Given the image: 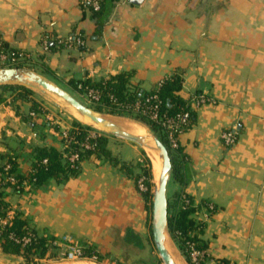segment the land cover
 <instances>
[{
    "label": "crops",
    "instance_id": "crops-1",
    "mask_svg": "<svg viewBox=\"0 0 264 264\" xmlns=\"http://www.w3.org/2000/svg\"><path fill=\"white\" fill-rule=\"evenodd\" d=\"M73 34L84 36L85 50L64 44ZM44 37L54 49L44 51ZM0 41L29 55L30 64L57 73L69 91L68 79L122 73L131 76L133 86L150 91L180 73L181 97L199 94L208 102L192 107L195 122L181 137L182 178L171 196L188 195L199 207L214 205L201 235L208 264H264V0H142L139 5L129 0L109 4L97 18L78 0H0ZM34 92L45 113L32 117L33 123L17 114L13 96L0 104V153H13L21 174L30 171L32 145L62 152L61 133L76 120ZM17 105L22 115H31L29 103ZM233 128L239 139L228 149L222 134ZM108 141L119 162H142L138 144L118 137ZM81 167L77 177L51 178L21 196L0 191L12 212L23 213L43 237L61 242L71 237L122 264H159L151 212L135 179L96 157ZM205 212L202 207L197 218L203 220ZM0 264L25 262L0 246Z\"/></svg>",
    "mask_w": 264,
    "mask_h": 264
},
{
    "label": "trees",
    "instance_id": "trees-1",
    "mask_svg": "<svg viewBox=\"0 0 264 264\" xmlns=\"http://www.w3.org/2000/svg\"><path fill=\"white\" fill-rule=\"evenodd\" d=\"M117 1L118 0H101L102 9L100 11H87L91 13L94 18H97L109 4H116ZM0 42L7 53H15L16 55L19 53V51L11 49L6 43ZM54 48L55 46L50 44V50ZM85 48L86 47L81 48L80 50H85ZM26 64H28L26 61H20L17 67L24 68ZM46 72L60 78L57 73L49 69H47ZM130 77L128 73H122L108 79L78 80L72 78L67 80V84L74 92L84 98H88L90 91L98 92L100 100L95 105L96 112L136 118L138 121L147 125L170 151L173 165L172 179L177 182L181 181L182 174L180 162L185 158L181 147L177 151L171 150L160 125L150 121L147 117L135 115L131 108L138 100H144V98L149 95L158 94L162 101V111L168 113L170 116L185 111L190 112L191 121L188 127L185 128V132L188 131L195 122V112L189 101L184 100L180 95L183 89V78L180 73H175L163 80V85L159 90L153 88L150 91H144L139 87L133 86L130 83ZM34 95L35 92L26 87L14 85L1 86L0 104L5 103L8 96H13L12 104L17 114L21 116L25 123H31L32 116L22 115L17 102L23 101L29 103L31 105V112L41 116L45 111L43 107L32 98ZM56 129L58 130V128ZM92 130L94 129L90 126L74 120L72 135H76L80 145L73 144L66 152L70 154H79L80 159L75 163H70L68 160L64 159V154L55 147L38 143L32 145L33 152L30 172L21 174L18 173L17 170L18 163L16 156L11 152L0 153V188L11 189L13 194L21 196L26 191L25 182L31 185V191H35L42 188L51 178L59 182L68 181L80 174L83 162L95 156L99 160L119 165L128 175L133 177L136 182L141 178H145L148 191L142 193V195L147 203L148 209L151 211L155 179L150 160H148L149 166L142 162L137 163L135 166L125 162H119L108 148V137L104 135L96 139H90L88 134ZM83 143L89 144L91 149H86L81 146ZM9 150L11 151V149ZM7 167H10L9 171H6ZM10 176L16 179L15 184L8 181ZM206 205L207 203L205 202L200 205L201 207L197 206L195 201L185 194H175L172 200L169 199V233L189 264L193 263L190 258V251L188 250V242L196 243L197 248L200 250L206 251L207 248V245L201 239L205 221L197 218L198 211ZM11 207V201L6 196L5 191H0V246L4 253L22 257L25 264H35L36 258H44L48 254L52 247V241L55 239H48L43 236L39 237V233L30 227L28 220L21 212H16L14 219L9 224L2 225L1 221L6 218ZM192 232H196V234L191 235ZM27 236L37 237H33L31 242L24 246L22 239ZM86 253L88 256H92L96 253V250L88 247L86 248ZM99 258L100 260L105 259L101 254H99Z\"/></svg>",
    "mask_w": 264,
    "mask_h": 264
},
{
    "label": "built area",
    "instance_id": "built-area-1",
    "mask_svg": "<svg viewBox=\"0 0 264 264\" xmlns=\"http://www.w3.org/2000/svg\"><path fill=\"white\" fill-rule=\"evenodd\" d=\"M129 0H118L117 3H125ZM79 5L84 10H93L98 12L102 9L101 0H78ZM63 43V41H61ZM64 44H66L69 48L81 49L86 46V40L82 34H73L68 37ZM42 48L44 51L50 50V40L49 37H44L42 40ZM20 61H26L28 64L31 63L32 58L24 52L10 54L7 53L6 50L3 49L2 43L0 42V69H8V68H18V64ZM163 80L160 81L154 88L159 90L163 85ZM86 101L91 105H96V103L100 100V95L98 92L90 91L88 98H85ZM189 103L193 107L201 106L208 102L205 96L194 94L189 98ZM162 101L158 94L149 95L144 98V100H138L132 106L133 113L135 115H139L140 117H147L150 121L160 125L163 133L165 134V139L169 144V147L173 151H177L181 147V137L185 133V128L188 127L191 121V115L189 111L178 113L174 116H170L168 113L163 112ZM125 108V107H123ZM128 109V108H126ZM32 117H35V113H31ZM72 130H66L61 133V138L64 144V150L62 153L64 154V159L68 160L70 163H75L79 161L80 156L78 153H68L66 152L70 149L71 145L79 144L76 135H72ZM90 139H96L98 137L104 136V134L97 130H92L88 134ZM239 139V132L237 128H233L225 131L222 134V142L226 148H232L235 146ZM80 145V144H79ZM81 146L86 149H91L90 145L87 143L81 144ZM168 148V147H167ZM46 163V162H45ZM10 167L6 168V171H9ZM30 172V171H29ZM10 183L15 184L16 179L13 176L8 178ZM26 189L31 190V185L27 182L24 183ZM137 187L141 193H145L148 191L146 186V179L141 178L137 181ZM206 212L203 215V221H207L212 212L215 210L214 205L207 204L205 206ZM15 214L12 211H8L6 218L1 221L2 225L9 224L14 219ZM196 232H192L191 235H195ZM42 235L39 234V237ZM33 237L37 236H27L22 239L23 245H27L31 242ZM49 239V238H48ZM20 242V241H18ZM86 248L79 245L73 238L68 237L65 241L61 242L58 240L52 241V247L49 250L48 254L44 258H36L35 264H52V263H60V262H75V261H85L87 263L92 264H122L116 260H100L99 252L92 256H88L86 253ZM188 250L190 251V257L193 264H208V256L205 250H200L197 248L196 243L188 242Z\"/></svg>",
    "mask_w": 264,
    "mask_h": 264
},
{
    "label": "water",
    "instance_id": "water-1",
    "mask_svg": "<svg viewBox=\"0 0 264 264\" xmlns=\"http://www.w3.org/2000/svg\"><path fill=\"white\" fill-rule=\"evenodd\" d=\"M141 2L142 0H131L134 5H139ZM7 85H19L33 91L38 89L41 92H49L62 102L55 101V103L71 114L77 121L90 126L94 130L132 141L145 150L150 149L158 153L162 170L153 191L152 236L162 262L164 264H177L170 250L171 247L173 248V244L169 233L168 185L172 179L173 165L167 146L154 134L137 135L128 129L122 128L111 121L109 116L96 112L70 92L36 72L17 68L0 69V87Z\"/></svg>",
    "mask_w": 264,
    "mask_h": 264
},
{
    "label": "rangeland",
    "instance_id": "rangeland-1",
    "mask_svg": "<svg viewBox=\"0 0 264 264\" xmlns=\"http://www.w3.org/2000/svg\"><path fill=\"white\" fill-rule=\"evenodd\" d=\"M20 69H24V70H29V71H33V72H36V73H38V74H40V75H42V76H44L45 78H47L48 80H50L51 82H53L54 84H56V85H59L60 87H62L63 89H65V90H68V92H72L71 94L73 95V94H75L74 93V91H69V89H67L66 87H65V85L61 82V81H59L56 77H54V76H52V75H49L48 73H46V71L45 70H43L42 68H40V67H36V65H32V64H26V67H24V68H20ZM14 86H19V85H14ZM23 87V86H22ZM36 92L37 93H40V95H44L45 97H47V99H49L50 101L52 100V101H58V103H62V102H60V100L56 97V96H54V95H52V94H50L49 92H41L40 90H38V89H36ZM77 96V98H78V100H80L81 102H83V103H85L87 106H89L90 108H92L93 110H95V105H91V104H89L87 101H86V99L84 98V97H82V96H80V95H76ZM96 111V110H95ZM101 114V113H100ZM102 115H105V116H109L110 118H114L115 120H121V121H124L125 123H128V124H132V125H134L135 126V128L137 129V130H141V133H147V134H154L155 135V133L153 132V131H151V129L147 126V125H145L144 123H142V122H140V121H138L136 118H131V117H123V116H114V115H109V114H102ZM135 116V115H134ZM86 125V124H85ZM105 136H108L109 138H114L113 136H111V135H108V134H106V133H104V132H102ZM141 149H142V153H143V157H142V163H144L145 165H148V160H150V162H151V165H152V167H153V161H152V159H151V157H150V154H149V152L147 151V150H145L144 148H142L141 146H139ZM95 157V156H94ZM150 165V164H149ZM148 165V166H149ZM136 184H137V182H136ZM174 186H175V181L172 179L170 182H169V185H168V198L169 199H171L172 200V198H173V196H171L172 195V193H173V190H174ZM9 211H12V208H10V210ZM151 217H152V208H151ZM14 214L16 213V212H13ZM172 244H173V249H174V251L176 252V254L178 255V258L181 260V262L183 263V264H189L188 262H187V260H186V258L183 256V254H182V252L180 251V249H179V247H178V245L176 244V242L172 239ZM158 253V252H157ZM191 258V257H190ZM158 263L159 264H164L163 262H162V260H161V258H160V256H159V254H158Z\"/></svg>",
    "mask_w": 264,
    "mask_h": 264
},
{
    "label": "bare ground",
    "instance_id": "bare-ground-1",
    "mask_svg": "<svg viewBox=\"0 0 264 264\" xmlns=\"http://www.w3.org/2000/svg\"><path fill=\"white\" fill-rule=\"evenodd\" d=\"M111 121H113L117 125L121 126L122 128L130 130L134 134H137V135H146L147 134V133H141V130H137L134 125L125 123L124 121H121V120H118V119L115 120L114 118H111ZM147 151L149 152L150 157H151V159L153 161V175H154V179H155V183H156L159 180V176H160V173H161V170H162V163H161L160 157H159V155H158V153L156 151H153V150H150V149H147ZM170 250H171V252H172V254L174 256V259L176 260L177 264H183L181 262V260L178 258V255L176 254L174 249L171 247Z\"/></svg>",
    "mask_w": 264,
    "mask_h": 264
}]
</instances>
